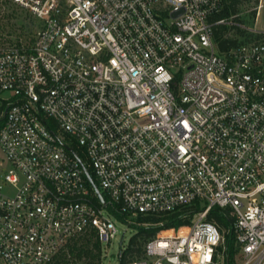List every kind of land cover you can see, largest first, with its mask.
Masks as SVG:
<instances>
[{
	"label": "built area",
	"instance_id": "1",
	"mask_svg": "<svg viewBox=\"0 0 264 264\" xmlns=\"http://www.w3.org/2000/svg\"><path fill=\"white\" fill-rule=\"evenodd\" d=\"M221 9L0 0V264H74L85 239L101 264L112 217L179 211L126 264H264V31L222 51L218 26L247 28Z\"/></svg>",
	"mask_w": 264,
	"mask_h": 264
},
{
	"label": "trees",
	"instance_id": "2",
	"mask_svg": "<svg viewBox=\"0 0 264 264\" xmlns=\"http://www.w3.org/2000/svg\"><path fill=\"white\" fill-rule=\"evenodd\" d=\"M260 4V0H222V9L218 14L215 15L214 19H232L233 21H241L244 22L243 19H240V13L247 5H252L255 7L254 11H251V17L256 20V16L258 14L257 7ZM229 29H237V33L243 40L238 39H229L223 38V34ZM260 36V35H259ZM257 38L258 35L253 33H249L248 30L241 29L239 27H230L227 26H218L216 28V41L222 51H225L231 47H236L239 43L244 41H249L253 38ZM2 126V121H0V127ZM189 213L187 211H179L174 214L165 215L163 217H142L139 219V223H142L138 226V231L135 236L132 237L130 241V246L128 249L123 252V256L120 259L121 264H126L129 262H133L136 260H140L144 256V245L153 238L158 231L161 229H168L173 227H179L182 225H186L189 222L188 216ZM210 220L216 221L221 226H229V221L223 216V214L219 211L218 208H214L209 217ZM160 221H164L163 226L157 225ZM85 242L80 247L77 257L82 258L83 256H87L88 258L95 259L97 257V253L90 250L87 246L90 244V240H84ZM228 247H229V257L230 259L234 258V237L228 236L226 238ZM95 248H98V245L95 243Z\"/></svg>",
	"mask_w": 264,
	"mask_h": 264
},
{
	"label": "rangeland",
	"instance_id": "3",
	"mask_svg": "<svg viewBox=\"0 0 264 264\" xmlns=\"http://www.w3.org/2000/svg\"><path fill=\"white\" fill-rule=\"evenodd\" d=\"M254 10H255V7H253L252 5H247L243 9V11L240 13V16H239V18L243 19L244 22L243 23L241 21H233V22L242 24L243 26L247 28L246 30L257 28L258 30L264 31V0H260V4L257 7L258 14L256 16V20L253 21L251 17V11H254ZM16 19L18 20L16 21L15 19H13V24L15 23V25H17L16 27H18V24H21L22 20L20 18H16ZM24 21H25V24H26V21H27V24H29L28 20H24ZM229 21L232 22V19H230ZM10 23H11V20L8 21L7 18H6V21L3 22L4 25L10 24ZM222 37L229 38V39L243 40V38L238 35L237 29H229L223 34ZM253 39H255V37ZM112 219L116 224L117 234H116L115 239H113L110 244L103 245V249H104L103 255L104 256L101 259V264H121V261L119 258L120 252L121 251L125 252L128 249V247L130 246V241L132 237L135 236L138 231L137 225L130 224L127 221H121L113 217ZM84 242L85 241H83L82 244ZM93 245L91 242L90 244L88 243L87 246L89 248H92L91 246ZM93 250L95 251V245L93 246ZM74 264H100V256L98 254L94 260L91 258H88L87 256H83L82 258H78V260Z\"/></svg>",
	"mask_w": 264,
	"mask_h": 264
},
{
	"label": "water",
	"instance_id": "4",
	"mask_svg": "<svg viewBox=\"0 0 264 264\" xmlns=\"http://www.w3.org/2000/svg\"><path fill=\"white\" fill-rule=\"evenodd\" d=\"M96 191H97V193L99 194L101 200L103 201L104 199H103V197L101 196V194H100V192H99V190H98L97 188H96Z\"/></svg>",
	"mask_w": 264,
	"mask_h": 264
}]
</instances>
